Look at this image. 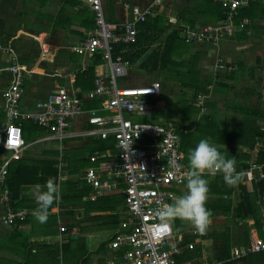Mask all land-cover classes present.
I'll return each mask as SVG.
<instances>
[{"label": "crops", "instance_id": "obj_1", "mask_svg": "<svg viewBox=\"0 0 264 264\" xmlns=\"http://www.w3.org/2000/svg\"><path fill=\"white\" fill-rule=\"evenodd\" d=\"M150 1L104 0L103 9L107 20L121 23L130 18L127 5L143 8ZM261 3L252 2V5L242 8L244 14L240 15L241 19L237 18V14L234 22L237 25L245 22V26L237 28L231 36L221 38L216 43H187L180 36L181 28L198 29L217 23L222 19L218 17L220 5L214 0H164L159 14L150 18L149 24L157 26L150 37L162 33L161 27L165 28L164 33L145 52L130 61L126 76L119 78L120 86L143 85L156 79L160 81L169 101L164 99L167 104L165 118H161L160 114L153 120L155 122L168 120L192 127L191 123L196 121H189L184 114L175 119L179 122L172 119V102L176 99V92L184 94L183 97L188 90H192L191 97L197 92L205 94V110H200L199 115L201 124L209 131L203 132L201 137L207 138L218 150L236 161H242L243 167L250 160L257 161L260 149L264 151V136L261 135L264 132V5ZM91 16L94 18L85 0H0V44L5 48L0 49V128L5 123L3 93L12 80L7 67L13 55L30 71L24 74V91L19 101L23 113L35 111L36 103L57 86L70 88L78 97L80 95L84 110L90 109L86 108L90 104L97 106L92 108H101L99 100L91 97L94 82L89 91L83 92L80 87H75L77 74L93 67L95 75V65L101 62V59L94 61L95 55L89 57L73 51V46L84 40L92 29ZM137 28L142 32H138L140 39L143 38L141 40L149 39L140 25ZM173 31L178 32V39L170 56L171 65H147L152 51L162 46ZM138 42L136 39L133 43ZM133 43L116 45L113 56L123 57ZM85 63L86 70L70 76ZM175 73L181 76L180 80L174 77ZM134 74L140 77L135 79ZM191 105L197 109L195 104ZM19 122L26 147L19 160L11 161L7 178L12 173L15 195L13 197L9 192L11 209H25L28 215L15 224L5 223L3 216L7 209L0 199V264H110L119 260L121 251L112 249L110 243L122 229L126 217L124 186L120 184L115 191L93 197L91 186L82 179V173L87 168L117 162L114 140L76 135L78 130L88 127L84 115L68 125L70 135L62 141L52 138L49 132L31 120ZM253 135L257 140L252 149L237 141ZM95 151L109 153V156L91 162L89 156ZM182 152L188 166V154ZM246 154L249 157L245 160L242 155ZM51 169L57 172L56 183L61 195L59 201L49 209L47 222L40 223L33 216L37 205L32 192L37 188L43 190L46 181L54 179ZM243 183L248 191H253L254 183L246 181L245 177ZM3 188L0 185V195ZM230 199L233 203L239 202L236 187ZM257 206L261 218L264 197L257 200ZM209 221L203 232L220 235L230 229L236 243L233 247L245 243L243 236H248L252 227L248 225L245 230L244 222L239 219L233 221L221 210L214 211ZM171 222L175 227V219ZM247 222L250 224L251 219ZM61 226L66 228L64 232L60 231ZM256 227L262 236L261 227ZM191 228L189 224H183L185 238L192 236L186 234ZM212 239L218 243V249L219 238L204 240L198 237L197 241L190 242L194 243V247L200 246L201 257L178 264H203L205 243ZM185 250L192 249L183 248L182 253ZM214 253H211L212 262ZM263 254L264 251L250 254L231 264L261 262Z\"/></svg>", "mask_w": 264, "mask_h": 264}, {"label": "built area", "instance_id": "obj_2", "mask_svg": "<svg viewBox=\"0 0 264 264\" xmlns=\"http://www.w3.org/2000/svg\"><path fill=\"white\" fill-rule=\"evenodd\" d=\"M85 1L93 12L94 27L84 40L73 46V51L89 57L100 56L101 62L95 65L91 97L99 100L101 108L84 110L81 98L72 89L57 86L36 103L35 111L23 113L19 101L24 91V74L30 71L18 62L16 56H11L7 70L11 72L12 80L3 93L5 123L0 128V185L4 186L0 199L7 209L3 221L15 224L28 215L25 209H11L9 191L5 187L11 161L19 160L26 147L19 121L31 120L49 132L52 138L62 141L70 135L68 125L84 115L88 127L78 130L76 135L112 138L117 162L87 168L82 173V179L91 186L93 197L115 191L120 184L124 186L126 217L122 229L110 243V247L120 250L121 255L119 260L110 264H178L176 258L183 248L193 249L194 243L185 242V233H175L173 223L158 219L157 212L186 191L189 169L181 147L182 136L189 133L191 128L168 120H141L157 111L167 112V104L161 100V85L158 81H152L143 85L120 86L118 79L126 76L130 62L121 55L113 56L116 45L136 41L138 24L159 14L164 0H151L143 8L127 5L130 18L121 23L106 19L104 0ZM214 1L222 7L223 18L198 29L182 27L180 36L185 42L216 43L221 38L231 36L237 28L245 26V22L238 25L234 22L240 9L252 2H262L264 5V0ZM0 49L5 48L0 44ZM86 68L87 63L81 64L70 76ZM205 99V94L197 95L202 111L205 110ZM107 156L109 153L95 151L89 159L97 162ZM237 172L243 173L246 181L257 183L264 178V163L250 160ZM260 221L263 235H259L257 227L252 225L248 241L232 248V259L264 251V208ZM65 230L64 226L60 227L61 232ZM186 234L200 237L203 232L191 228Z\"/></svg>", "mask_w": 264, "mask_h": 264}, {"label": "trees", "instance_id": "obj_3", "mask_svg": "<svg viewBox=\"0 0 264 264\" xmlns=\"http://www.w3.org/2000/svg\"><path fill=\"white\" fill-rule=\"evenodd\" d=\"M242 10L243 9H240L238 12V16H237L238 19H241L240 15L244 14ZM219 11L220 13L218 17L223 18V9L221 6L219 8ZM90 22H91V26L94 27L93 16H91ZM150 23L151 21L149 20L148 22L146 21V22L138 24L140 25V27L143 28V33H147V37L150 40L146 38L144 40H141L143 38L140 39L139 33H142V32H139L138 33L139 35L137 34L138 35L137 40H139V42L137 44L133 43L131 44V46H129L130 51L123 54L124 59H127L129 62L134 61L135 58H137L139 55L145 52L146 49L152 43H155V41L159 39L158 37L164 33L165 28L161 27L162 33L159 32L157 36L150 37V33L154 32L157 27L156 24L153 26H150L149 25ZM177 39H178V32L176 31L171 32L164 40V43L162 44V46L157 47L152 51V53L147 58L148 61L146 64L147 65L152 64L151 66L157 65V67H161L163 63H165V67L171 65L172 62L170 60V56L173 51V45ZM136 47H138V49H135ZM99 57L95 55L94 61L95 62L100 61ZM92 68H89L86 72L79 73L76 76L75 87L76 88L80 87L81 91L83 92L89 91L92 88L93 82L95 80V75L93 73ZM146 68H148V66ZM198 93L199 92L194 93V96L191 97V100L193 104L196 105L197 109L201 110L197 102ZM79 97L81 96L79 95ZM205 105H206V100L204 101V106ZM92 107H97V106L96 105L94 106L93 104L86 105V108H92ZM199 125H200V122H197V123L192 122L191 123L192 127H190L191 128L190 132L182 136L181 150L184 151L186 154H188V152L192 148H194L201 139H207V138L201 137L200 131H199ZM206 128L208 129V127ZM22 131H23V128H22ZM249 131L252 133L251 129H249ZM257 134H259V132H257ZM261 135L264 136V132H262ZM256 140L257 138L255 137V135H253L248 138L238 139L237 141L238 143H244L245 145L250 146V148L252 149L254 147V144L256 143ZM223 141L224 140H221V142ZM224 154L228 158H231V156L227 155L226 153ZM242 156L245 158V160L246 158L248 159L249 157L248 154L242 155ZM256 159L258 163H264V151L262 149L258 151V156ZM239 161H236V164H235L237 171H241L244 165L242 161L241 162ZM50 172H51V176L54 177L55 182H57V176H55V174L57 175V172L54 169H51ZM204 178L207 180L208 188H209V191L207 193V200L205 202V207L210 211L211 215L213 214L214 211L221 210L225 216H231L233 221L237 222V220L239 219L240 221L244 222L245 230H246V226L248 225H256L260 227L261 221L259 217L257 200L264 197V178L260 180L259 182L254 183L253 191H248L247 188L245 187L243 183L244 177H242V179L237 183V185L232 186V187L225 184L223 180V175L221 174H212L211 172H208L205 174ZM6 185H7V188L9 189L10 195L14 197L15 194L12 188V173L7 178ZM235 187L238 190L239 202L233 203L232 200L230 199V195L234 193ZM248 219H251L250 224H248L247 222ZM180 222L181 220L175 219L174 228L177 233H181L183 231L182 229L183 224ZM232 234H233L232 231L230 229H227L224 233L220 235L203 233L200 236L204 240H207L213 237L219 238L220 244H219L218 249H216L213 255L212 264H231V263L238 262L242 260V258L250 255V254L246 255L240 259L231 258V251H232L233 245L236 244L233 242L234 238L232 237ZM243 237L245 240L244 242L246 243L248 241V236L244 235ZM197 240H198V236L196 235L188 236L185 238V242H190V241L195 242ZM199 257H201V250H200V246H197V247H194V249L192 250H185L182 253V255H179L176 258V263L186 262L188 260L199 258Z\"/></svg>", "mask_w": 264, "mask_h": 264}, {"label": "clouds", "instance_id": "obj_4", "mask_svg": "<svg viewBox=\"0 0 264 264\" xmlns=\"http://www.w3.org/2000/svg\"><path fill=\"white\" fill-rule=\"evenodd\" d=\"M235 158H228L223 152L207 139H201L188 153V172L186 191L164 204L157 212V218L163 222L174 219L185 221L195 231L203 232L209 224L210 211L205 207L208 182L204 178L210 171L223 175L226 185L232 187L242 179L243 173H238ZM60 189L53 178L46 181L44 189H35L32 196L37 207L33 211L34 218L45 223L49 209L60 199Z\"/></svg>", "mask_w": 264, "mask_h": 264}, {"label": "rangeland", "instance_id": "obj_5", "mask_svg": "<svg viewBox=\"0 0 264 264\" xmlns=\"http://www.w3.org/2000/svg\"><path fill=\"white\" fill-rule=\"evenodd\" d=\"M138 73L139 74H144L143 72H138ZM137 75L138 74H134L135 79H138V77H140V76L137 77ZM174 77H177V79H179V80L181 78V76L176 75V73H175V76ZM119 80L120 79H118V83H119V85H121V83H120ZM153 81H158L160 83V81L157 80V79L156 80H153ZM133 83H135V82H133ZM133 83H129V84H133ZM160 85H161V91H162L161 100L164 101V102H165L164 99H166V101H169L168 97L163 92V88H162V84L161 83H160ZM176 87H177V85H176ZM176 94H177L176 95V99H175L174 102H172V105H171L172 114H173V118L172 119L174 121H176V122H179L178 120H175V119H177V116L179 117V115L184 114L185 117H187L189 119V121H192L193 120V121H196V123L197 122H200V125H199L200 135H202L201 132H207V131H209V129H205L204 128L205 126L203 124H201V118H200V115H199L200 110L195 109V107L193 105H191L193 103L192 100L190 99V97L192 95V90H188L185 97H183L184 94H179L177 92H176ZM160 114H161V116H160L161 118H165L166 113H163L162 111H157L154 114L149 115V118L152 119V121H153ZM168 116H169V113H168ZM142 118H148V117H142ZM149 118L146 119L145 121H149ZM171 221H173V220H171ZM181 222L183 224H185V226H186V224H188L185 221H181ZM205 244L206 245L204 246V250H205L204 253L206 254V256H205V258L202 259L203 260L202 262H203V264H212V256H211V253L216 251V248H217L218 243L215 241V239H212V241L211 240L210 241H207ZM23 246H24V243H23ZM260 259L262 260L261 262H252V261H250V264H264V254L260 257ZM198 263H194L193 262L192 264H198Z\"/></svg>", "mask_w": 264, "mask_h": 264}]
</instances>
